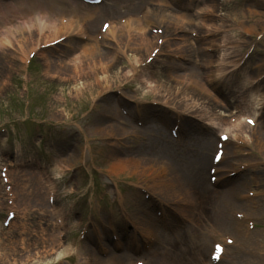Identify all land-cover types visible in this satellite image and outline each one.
Returning a JSON list of instances; mask_svg holds the SVG:
<instances>
[{"label": "rangeland", "instance_id": "rangeland-1", "mask_svg": "<svg viewBox=\"0 0 264 264\" xmlns=\"http://www.w3.org/2000/svg\"><path fill=\"white\" fill-rule=\"evenodd\" d=\"M235 1L236 3H224L223 11L229 10L234 18L239 17L237 20L243 22H239L238 27H234L233 30L225 34L229 37L227 42L237 39L240 44L234 46L229 44L224 47H228L227 52L231 61H237L235 65L241 60L244 52L247 58L240 67L235 69L233 68L234 64L230 65L232 62L225 66L226 68H233L235 75L231 78L230 75H227L224 79L220 88L224 94L223 97H225L222 101H226L229 97L234 98L240 107L235 108V104L228 105L227 110L222 113V118L228 119L229 111L231 113L236 111L233 113L238 114L240 111L253 112L255 109L258 110L260 126L256 128L257 130L243 126L244 132L241 130L243 136L251 133L247 135L251 136L252 139L246 140V144L241 148L247 151L242 159L260 163L264 158V143L263 147L261 146L264 142V125L262 123V121L264 122V34L261 40H258L257 36L259 32H264V22L261 21L264 18V0ZM14 5L12 4V7ZM101 9L99 17L106 18L108 15L106 10L103 7ZM7 14L15 17L19 12L8 11L5 17L8 16ZM102 19L93 22L92 25L98 26ZM12 20L3 17L0 24V80L10 78L9 82L13 83L12 87L7 85V88L0 93V163L4 162L5 159L16 162L11 165L10 172H13L16 177L14 179L15 187L11 189L14 193L16 192L13 206L16 205L14 208L18 214L9 228L0 226V256H2L0 264H54L61 259H63L62 264H77L78 261H82L87 252L94 250L93 241L99 244V240H101L104 246L108 245L105 238L109 237V234L103 233L101 238L97 240L93 225L101 226V223L110 221L108 218H116V215L122 212L125 199L124 201L118 199L113 201L114 196L111 195L112 192L117 191V185L121 192L129 193L131 199L141 200L143 198L141 193H144L145 190L140 189V193L133 183L135 181L142 184L148 182L153 186L150 191L154 195H156L155 192L162 193L157 188L160 187L165 197H173L176 194L186 206V201L191 196L189 187L195 177H193V165L187 166L184 158H189L191 155L182 152L183 158L175 157L176 162L181 164L183 168L179 169L174 176L170 157L162 148L155 145V138H152L153 135L146 134L144 128L140 129L141 136H133L129 139L122 138V128H116V124H114L115 129L112 128L113 131L108 129V125L109 127L112 125L110 122L113 117H111V113L106 114L103 108L105 102L114 103L117 93L113 90L106 95H98L96 86L89 85L91 81H95L94 76L85 75L81 79L79 77L74 79L63 78L69 68L66 67L67 65H63L62 60H64L65 53H60L59 50L54 51V61L59 67L61 79L57 76L48 80L45 78L44 63L41 57L36 60L34 68L28 69L26 76V70H24L20 59L14 58L10 62L8 51H5L10 47L3 40L6 31L3 32L1 25H6L11 30ZM227 24L228 21H225L224 25ZM251 25L254 26L252 31L246 32L245 29ZM247 35H251V37ZM248 40L251 41L245 45ZM124 65H128L126 58H123L122 63L115 67L114 73L110 77L120 79L121 72L119 69L123 68ZM180 72L182 73V71ZM258 76L260 77L256 81ZM260 78L262 79L260 80ZM59 92L63 94L64 98L57 104L55 103L58 107L54 111L55 115H50L53 107L47 109L45 102L48 99L51 103L52 96L58 95ZM148 97L151 96L147 95ZM25 101L30 102L29 107L35 106L34 109L37 110L24 114ZM255 102L257 104H254ZM182 106L185 107V105ZM63 107L66 109L65 115L58 113V110ZM193 108L196 109V107ZM200 108L202 107L199 106ZM30 116L34 117L33 120H40V126L32 124V121L28 119ZM170 116L172 118L169 120H173L174 115L161 117L164 119ZM64 118H67V121L63 123L62 119ZM61 123L65 124L66 129L61 130ZM38 128L41 130L33 131ZM124 143H127L126 146L129 147L124 146ZM14 148L15 151H13ZM211 152L212 148L208 153V160H210ZM125 158H135L147 166L152 163L158 165L163 161L167 166H170L166 172L172 175L167 181L168 185L164 186L162 183L160 186L155 180L156 176L154 178L152 174L140 173L139 175L143 176L141 179L129 176L128 173H120L117 176L110 174L109 164L106 161H119ZM175 160L173 158V161ZM203 167L198 168L200 174L206 172ZM37 168H42V171ZM73 169L74 171H72ZM262 175H264V169ZM243 176L248 179L249 174L244 173ZM112 178L118 182L117 185ZM46 181L53 183L55 187L53 188L57 193L56 196L52 197L54 203L51 204V207L48 206V200H44L46 198L44 195H47V190L45 191ZM246 185L244 190L252 186L249 181ZM235 189L238 188L232 187V190ZM12 195L14 196V194ZM6 198V191L0 179V225L6 213L5 206H10L7 205ZM126 200L128 201L127 197ZM124 205L127 207L126 203ZM143 205L147 207L148 202L143 203ZM180 205L173 204L179 212H181L182 207ZM230 209L231 206L227 200V207L222 210L228 214ZM56 211L61 216L58 214L56 216ZM181 213L186 212L184 210ZM181 213L178 216L179 219L183 215ZM55 216L65 220L66 224L64 226L61 224L60 228L69 230L74 236H80L83 228H86L92 235L88 241H74L76 244L74 246L78 250L80 249V255L76 254L77 249L75 248L73 249L75 254L63 253V248L71 243L68 236H60L63 239V244H57L56 238L59 236L60 228H54L56 224H53L52 227L51 224L49 226L46 224V221L51 220L57 222ZM213 216L211 214L210 218ZM170 219H173V212L170 214ZM223 219L224 223H227V220ZM255 221L257 228L253 233L256 238H262L264 236V217L259 216ZM201 222L203 223L204 219L199 217L195 222L190 221L191 224H180L181 227L177 228V233L180 234L178 249L171 246L170 251L174 253L169 264H200L198 259L200 256H196L198 246L204 245L206 247V243L207 246L209 245L208 233L203 236L200 232ZM230 228L231 226L223 230ZM25 236L26 240L24 241ZM250 243L251 240L249 243H239L232 247L230 253L220 264H252V259H254V263L260 264V256L257 255L258 250L250 248ZM206 250H209L208 247ZM62 253L63 255H60ZM98 255L101 254L98 253ZM128 260L115 261L113 264H127ZM100 264H105V262L102 261Z\"/></svg>", "mask_w": 264, "mask_h": 264}, {"label": "bare ground", "instance_id": "bare-ground-1", "mask_svg": "<svg viewBox=\"0 0 264 264\" xmlns=\"http://www.w3.org/2000/svg\"><path fill=\"white\" fill-rule=\"evenodd\" d=\"M204 1L205 0H189V5L194 6L195 11L197 12L196 14H203L201 18L198 16L196 19L192 17L190 19L187 17V8L184 5H188V0H149V3L158 4V6L153 8L150 12L145 13L143 18L138 16L132 17L124 23H119L117 20L113 19L110 22L109 27L105 29V34L101 40L99 39L96 31H91L88 34L86 41L82 43L81 41L75 39H78L79 36L85 34L86 25L84 22L94 20V16H96L97 13L96 8H98L95 5H83L80 4L79 1L74 3L72 0H13V2L0 5V20H3L4 17L10 21L12 19L15 21L19 20L20 17L31 14L33 17L37 18V23H32L28 27H23L18 29V31H13L11 35L5 39V42H15L17 40L15 43V45H17V49L14 51L6 49L5 51H8V54L11 55H14L15 52L16 55V53L24 54V52L27 51L30 53L33 50L38 49L43 57L44 63L47 66H49V64L53 61L52 56L47 53L51 48H62L65 46L64 51L67 53H69V51H78L68 61L67 67L69 68V71L64 74L63 78L74 79L75 77H79L81 79L85 75H89L90 77L94 76L95 81H91L89 85L96 86L97 92H102L106 89L112 88V85L115 84V82L110 78V72L115 67L114 62L119 58L120 54L128 57L130 52L133 54L135 60L132 62L131 69L126 71L124 75L120 76L123 79L124 77H128L130 72L133 71L134 74L137 72L138 66L136 63L141 62L146 54H149L148 57H150L156 49H159L158 54L163 52L161 45L159 44V41L162 38V42H164V45L169 50L168 56H166V59L169 61H163V65L168 69V76L170 77L169 79L171 84L165 85L164 82L153 79V82L149 84L150 92H163L162 100H165V103L167 104L170 102L175 103L176 97L180 96V99H183L181 100V103L186 107H202L198 113L205 116L207 120H209L211 127L217 126V128H222L223 131H229L234 137L239 136V132H241L245 124L240 121H236L232 124V127H234L233 131L230 130L231 127H225L226 124L222 118V113L226 108V105L220 99L216 98V96L212 95L204 81L201 80V73L199 74L193 66V63H195V55H192L191 52L193 48H196L194 47L195 43L188 37V35L183 33L192 29L193 23H197V26L200 27L201 22H206L203 17L205 16L204 12L208 9L206 8L208 3L202 7L201 4ZM169 2H171L172 5H179L180 9L175 10ZM210 2L211 3L207 6H210L212 9V7L216 5L215 0H210ZM12 4L15 5L12 7ZM82 7H88L89 9L81 10L80 8ZM79 9L80 12L77 11ZM8 11H18L19 14L15 17L14 15L7 14L8 16L5 17V14ZM207 18L210 19L212 24L208 23V25L205 26L206 23H203V28L201 30V32H204L201 34L204 44L202 49L205 51L207 56L203 63L208 66L209 69H212L211 63L217 60L213 57L214 54L209 51L211 48L212 50L217 51L220 47V45H218L215 41V37H217V33L219 31V27L215 26V24L219 21H216L214 17ZM157 23L163 25L168 30L171 28L170 31L166 32L165 35L156 34L151 29L152 26H155ZM219 23L218 25H221ZM170 33H172V37L174 39L170 38L168 35ZM83 37H85V35ZM59 38H62L60 43L50 46L48 49L43 48V43L45 44L49 41L52 42ZM178 39H182V41L178 42ZM76 44L79 45L73 49ZM171 46L175 49H172ZM221 56L222 58H219L221 62L227 61L226 54L222 53ZM183 57H185V60L187 59L186 62H189L191 75H185V73L184 75H181L179 72L180 68L188 70V64L180 61V59H177L178 61H176V58ZM98 73H102V76L97 77ZM143 79H146V82L152 81V77L150 75ZM207 80H209V78ZM3 82L7 81L1 80L0 92L3 91ZM111 107L112 106H110V108ZM64 109L65 108L60 111L63 115H65ZM115 116L117 117L116 121L119 122L120 127H124L123 125L125 124L122 121L123 116L117 112H115ZM262 123L264 125L263 121ZM188 127L191 128V131ZM108 129L112 130V127L110 126ZM179 130L180 134L184 133V131H188L189 135H191L199 132L200 128L197 129L195 126L191 125L183 128L181 127ZM242 131L244 132V130ZM203 134L208 135L209 138L207 137L206 140L202 139V141L205 145L209 144L211 141V131L208 130L207 133ZM263 143L264 142L261 144L262 147ZM197 157L200 164H207L205 156L199 154ZM224 159L225 156H223L222 161ZM154 168L155 166H147L134 158H125L110 164V169H112L113 174L115 175H119L120 173H130V175H139L140 173L148 175L155 173L159 175L158 183H163L165 180L163 174L167 170L166 166L161 163L153 172L152 170ZM157 171L159 173H156ZM191 185L193 188L189 190L193 191L197 195L198 199L200 198V204L202 205H205V203L208 202L206 201V198L209 196L211 191H217L216 189L211 188L209 180H206L204 176H199ZM226 191H228L226 196L227 198L234 195V192H232V194L229 193V191H233L232 183L228 185ZM216 194L219 196L221 193L217 192ZM191 197L194 199V196ZM231 201L235 202L234 207H238L236 201ZM139 208L140 207H137V209ZM139 210L142 213L134 218L138 224H142L143 227L145 224L156 223L154 218L151 219L144 217L147 216V211L143 210V208H140ZM199 213L200 210L197 208L195 215H198ZM126 216L128 217V215ZM149 231L150 228H148V232ZM56 240H58V237ZM259 249L261 252H264V236L261 239ZM224 252L225 250L222 253V257L226 255V252ZM114 257H122V255L112 254L106 259L96 258L95 263L100 264L104 261L105 264H113L115 261H118L114 259Z\"/></svg>", "mask_w": 264, "mask_h": 264}]
</instances>
